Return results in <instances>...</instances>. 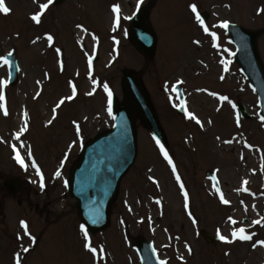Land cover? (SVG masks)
I'll return each instance as SVG.
<instances>
[{
  "label": "rangeland",
  "instance_id": "obj_1",
  "mask_svg": "<svg viewBox=\"0 0 264 264\" xmlns=\"http://www.w3.org/2000/svg\"><path fill=\"white\" fill-rule=\"evenodd\" d=\"M42 3L48 0H5L10 13L0 14V59L14 50L20 69L17 84L5 89L8 115L0 109V264H15L17 254L21 264H139L132 248L138 237L149 241L167 264H264V246L260 245L264 241V125L257 123L256 98L231 63L229 52L234 49L226 43L224 30L216 27L228 20L261 31L258 51L264 64V12L260 11L264 0H143L139 7V0H67L61 6L50 5L37 25L30 17ZM192 4L199 13L209 14L205 24L219 37L218 46L198 27ZM115 5L120 6L121 21L114 30ZM137 8L146 12L157 37L155 56L148 62L127 39V17ZM48 35L53 37L51 47ZM226 50L221 58L220 52ZM89 58L91 69L86 63ZM219 59L233 64L229 72H221ZM125 72L139 75L163 129L167 152L189 193V207L185 209L179 184L164 166L156 141L136 120L137 156L119 183L109 225L102 232L89 233L97 249L94 258L84 248L76 203L62 190L61 180L53 183L50 175L63 166L61 177L66 180L81 147L110 129L103 85L121 103ZM0 80H7L5 65L0 66ZM175 83L184 91L187 110L201 120L203 128L183 112L176 113L178 104L170 92ZM72 84L77 95L57 108L61 99L71 96ZM218 96L244 105L249 120H240L237 126L235 109L229 110L231 103ZM53 106L56 122L47 123ZM25 112L30 113L32 126L27 125L29 134L17 140L22 127L18 116ZM77 124L80 139L70 150L66 146L75 140ZM27 141L43 174L44 190L31 163L25 159V170L15 160L13 147L26 157ZM61 156L67 157L62 164ZM207 172L216 175L227 205L211 188ZM10 178L22 183L13 197L3 187V181ZM256 220L262 223L255 224ZM22 221L29 224L35 244L20 230ZM240 227L251 240H220L210 246L198 235L199 230L210 235L219 231L232 239L231 232Z\"/></svg>",
  "mask_w": 264,
  "mask_h": 264
},
{
  "label": "water",
  "instance_id": "obj_2",
  "mask_svg": "<svg viewBox=\"0 0 264 264\" xmlns=\"http://www.w3.org/2000/svg\"><path fill=\"white\" fill-rule=\"evenodd\" d=\"M63 1L54 0V3L58 5ZM227 33L236 46L234 60L255 91L260 104V116L264 117V67L257 49L258 33L234 25H229ZM130 41L147 59L152 58L156 38L147 25L144 12L131 19ZM7 59L10 61V84H14L18 69L13 56ZM122 90L125 101L123 104L114 101L112 129L98 135L84 147L78 164L70 174V196L77 201L78 213L92 232L102 230L108 225L109 208L115 198L118 182L134 161L135 118H139L155 138L164 140L138 78L125 73ZM239 109L242 116L246 117L243 108L239 106ZM6 186L11 193L18 188L14 183ZM93 219L96 220L95 223H92ZM208 241L210 244L214 243L209 237ZM135 247L141 264H160L145 241L139 239Z\"/></svg>",
  "mask_w": 264,
  "mask_h": 264
},
{
  "label": "snow or ice",
  "instance_id": "obj_3",
  "mask_svg": "<svg viewBox=\"0 0 264 264\" xmlns=\"http://www.w3.org/2000/svg\"><path fill=\"white\" fill-rule=\"evenodd\" d=\"M52 3V0H48V3H42L39 5V11L32 15L30 17V19L37 25H39L41 23V18L42 16H44L45 11L49 8L50 4ZM143 0H139V3L137 5V7H139V4H142ZM190 9L191 12L193 14H195L194 18H195V22L199 25V27L203 30V32L208 35L209 37H211L212 42H213V46H218L217 41L219 40V37L217 36V34L215 32L210 31L209 27L205 24L204 19L201 17L200 13L197 10V6L196 4H192L190 5ZM261 12H264V9L260 10ZM112 12L115 14L114 17V30L116 28H119L120 26V21H121V15H120V6L119 5H115L112 8ZM10 13V9L6 6L5 4V0H0V14L3 15H8ZM128 19H130V17H127ZM77 27H81V26H77ZM216 27L222 28V29H228L229 28V23L227 21L220 23L219 25H216ZM47 41L49 42V47L52 46V42H53V37L51 35H48L46 37ZM232 41H229V43H231ZM118 43V42H117ZM195 43H199V41H195ZM56 51L57 54L60 53V49L56 48L54 49ZM227 51V50H226ZM9 57L12 56V52H9L7 54ZM229 55H235L234 52H229ZM3 65H9L10 66V61L5 57L0 59V66ZM88 66L89 69H91L92 67V60L91 58H89L88 60ZM63 68V65L61 64V69ZM225 71H227V63H225ZM9 76H11V73H9ZM221 79H223V77H221ZM180 83H183V81H181ZM8 86V81L7 80H0V89L6 88ZM103 89L104 91L107 93V98H108V114L112 115V92L109 90L108 85L104 84L103 85ZM173 92H176L177 89L176 87H173L171 89ZM71 96L65 98V99H61L58 104H57V108H59L60 106H62L66 100H72L75 98V96L77 95V88L75 84L71 85ZM88 95H93L92 92H89ZM178 95V93H177ZM209 95H216L214 93H209ZM218 100L224 102L227 101L228 103H231V101H229L228 97L226 96H218L217 97ZM5 100V96L3 94L2 91H0V102H3ZM175 106V105H174ZM232 108H236V105L234 103H231ZM180 111H182L185 115V117L190 120V121H194L196 125H199L201 128H203V124L201 122L200 119H198L194 114H192L191 112H189L185 106V102L181 101L180 105H179ZM0 109H3V115L7 116L8 115V111L7 108L5 107V105L3 103H0ZM55 112V109L53 110ZM25 116V127L21 128L19 133L16 135V139L19 140L21 135H23L24 132L27 131V113H24ZM114 118V117H113ZM53 119H55V116H53ZM261 120L264 121V117H261ZM51 123V121L49 122ZM236 123L237 126H239L240 124V116L239 113L236 114ZM76 133L77 135L80 134V127L77 124L76 125ZM225 143H230V141H226ZM156 144L159 147L160 153L163 156V159L167 162V164L171 167V172L173 173V175L175 176L176 182L179 184V188L181 191V194L183 196V202H184V207L185 209H188L189 207V193L185 190V186L184 184L181 182V177L177 174V169L175 164L173 163V159L170 157L169 153L165 150L164 145H162L160 143L159 140H156ZM13 151L16 153L15 155V160L16 162L20 165L21 168L23 169H27L28 165L25 163L24 158H22V156L20 155L19 151L16 150L15 146L13 147ZM31 151L29 150L28 152V156L31 157ZM67 160V157H65V161ZM31 167L35 169L36 171V175L40 177V182H39V187L41 190H43L45 188V183H44V177L43 174L41 173L39 167L37 166L36 162L34 160L31 161ZM61 176V172L57 171L55 173V177L58 179ZM149 179H152L151 177H149ZM155 183V181H153ZM248 182L244 181V184L246 185ZM64 186L68 187V181H64ZM247 189H245L246 191ZM216 191L219 193L220 189L217 187ZM220 202L222 204L227 205L229 203L228 200H226L223 196L222 193H220L219 196ZM157 204L160 203L159 200L156 201ZM189 218L192 220L193 224H196L197 221L192 217L191 212L188 213ZM96 220L93 219L92 223H95ZM232 224H236L237 222L235 220L231 221ZM255 224H261L262 222L260 220H256L254 221ZM21 227L24 229L25 235H28L29 238L32 240L33 243H35V239L33 237L30 236L29 232H28V225L25 222H21ZM80 232L83 234L84 237V248L93 255V257L95 258L97 256V249L95 247L92 246L90 238H89V231L87 229V227L83 224L80 225ZM217 237L219 240L223 241L224 243H233L235 240H239V241H249L252 239L251 235L246 234V229L243 227H240L238 229H234L231 232V237L232 239H228L225 236L221 235L219 233V231L217 232ZM178 239V238H177ZM261 246H264V241L260 242ZM187 247V246H186ZM189 254H191V248L188 247L187 248ZM25 252H28L29 249L28 248H24ZM100 252H103V249L100 250ZM103 257L101 256V259ZM182 259V258H181ZM15 264H21L20 261V256L19 254H17L16 256V262ZM160 264H167L166 261H160Z\"/></svg>",
  "mask_w": 264,
  "mask_h": 264
}]
</instances>
